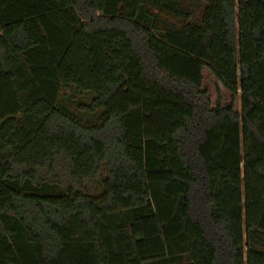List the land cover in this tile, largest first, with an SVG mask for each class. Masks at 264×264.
I'll return each mask as SVG.
<instances>
[{"label":"trees","instance_id":"trees-1","mask_svg":"<svg viewBox=\"0 0 264 264\" xmlns=\"http://www.w3.org/2000/svg\"><path fill=\"white\" fill-rule=\"evenodd\" d=\"M0 264H264V0H0Z\"/></svg>","mask_w":264,"mask_h":264},{"label":"rangeland","instance_id":"rangeland-1","mask_svg":"<svg viewBox=\"0 0 264 264\" xmlns=\"http://www.w3.org/2000/svg\"><path fill=\"white\" fill-rule=\"evenodd\" d=\"M202 76L201 89L207 92L210 105H215L218 100H220L223 106L228 105L231 102V95L223 89L221 84L214 79L206 68L203 69ZM92 98V94L81 93L71 86L60 92L57 105L60 109L82 117L91 118L95 114L89 113L86 108L90 105ZM234 108L235 111L240 112L239 97L234 99Z\"/></svg>","mask_w":264,"mask_h":264}]
</instances>
